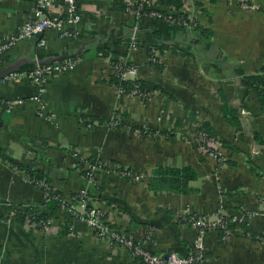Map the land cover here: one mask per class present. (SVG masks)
<instances>
[{
    "label": "crops",
    "instance_id": "0c3cea01",
    "mask_svg": "<svg viewBox=\"0 0 264 264\" xmlns=\"http://www.w3.org/2000/svg\"><path fill=\"white\" fill-rule=\"evenodd\" d=\"M165 1L159 9L178 8L199 27L144 16L131 47L127 0H78L79 37L51 29L45 45L35 36L1 56L0 75L66 55L81 59L73 70L48 77L44 107L33 98L38 88L30 80L0 77V97L23 100L0 112V263L143 264L60 210L47 230L10 214L13 205L44 203L27 169L82 212L75 194L86 183L87 158L107 164L97 171L88 206L144 248L188 254L198 229L185 211L215 220L224 205L243 220L226 232L207 231L205 264H264V96L257 86L264 78V0ZM37 6L38 0H0V35L14 31ZM155 45H167L159 48V65L148 62ZM116 57L138 66L129 78L156 88L145 96L121 90ZM200 125L216 135L225 162L197 143Z\"/></svg>",
    "mask_w": 264,
    "mask_h": 264
},
{
    "label": "built area",
    "instance_id": "2783aa9c",
    "mask_svg": "<svg viewBox=\"0 0 264 264\" xmlns=\"http://www.w3.org/2000/svg\"><path fill=\"white\" fill-rule=\"evenodd\" d=\"M244 3H247V1H244ZM57 7H61V15L54 14V10ZM125 11L132 21L129 33L131 47L135 46L139 41L140 22L144 16L162 19L171 24L180 25L188 29H193L197 26L196 19L188 17L184 12L176 16L166 15L159 9L157 0H127ZM81 20L82 14L79 9L78 0H38L37 8L28 16L25 22L14 31L0 35V61L1 56L12 50L21 40H29L35 36H40L39 44L41 46L45 45L47 42L45 34L51 29H58L63 37H79L81 34ZM161 57L160 50L152 47L151 54L148 56V62L157 65L161 62ZM80 59V56H74L53 63H38L30 70L12 72L6 78H27L34 83L38 88V93L33 98L44 107L42 93L48 77L53 73L73 70ZM114 67L117 75L123 79H131L129 77L137 75L139 70L136 64L131 63L127 59H120ZM134 92L141 96L146 95L139 88H135ZM22 101V99L0 97V112L10 111L17 103H21ZM112 121L114 125H118L120 118L115 116ZM88 126H91V124H88ZM195 139L207 155L214 157L219 163L225 162L226 158L218 149L220 146L218 138L197 130ZM106 166L107 164L102 161L98 164H93L87 158H82V170L86 171V174H84L86 183L75 196V199L84 207V210L80 213L76 211L75 204L72 201L52 190L51 186L44 180H34L30 176L28 179L42 189L44 202H48L51 199L56 200L60 203L61 211L64 214L73 216L78 221L85 222L99 238L124 246L135 259L143 264H205L207 257L204 237L207 231L221 228L226 232L232 222L243 220V217L228 214L224 205H221L219 209L220 215L215 220H211L208 215L195 214L187 209L185 211V220L198 229V235L192 245L191 251L188 254H182L176 251H170L167 254L152 252L144 248L141 244H138L130 234L120 231L107 223V219L104 217L101 209L88 206L91 190L99 185L97 171ZM110 170H112V167H110ZM124 170L127 174H131L136 181H141L142 177L140 174L128 171V169ZM36 212H39V210ZM10 214L14 216L15 213L12 211ZM26 222L30 225L41 226L44 230H47L53 224V220L48 219L42 220L39 225L35 221V216L31 215L27 216Z\"/></svg>",
    "mask_w": 264,
    "mask_h": 264
},
{
    "label": "trees",
    "instance_id": "16d2710c",
    "mask_svg": "<svg viewBox=\"0 0 264 264\" xmlns=\"http://www.w3.org/2000/svg\"><path fill=\"white\" fill-rule=\"evenodd\" d=\"M166 2L165 0H158V3H164ZM126 8V5L125 7ZM166 15H171V16H176V15H181L183 14L178 8L175 9V11L173 13L169 12V11H166V10H162ZM199 26L197 25L196 28H198ZM167 45H160V46H150L149 49H148V54L150 55L151 54V49L152 47H156L157 49H161L163 50ZM120 61L119 58H114L113 59V63L114 64H117L118 62ZM160 63H158L157 65H159ZM115 80H116V83L118 85V87L121 89V90H124V91H132L134 90L135 88H139L140 91L146 93V92H149L150 90L152 89H155L156 86H153L152 84L150 83H147V82H144L140 79H123L121 78L120 76H115ZM257 86L258 88L262 91V95L264 96V78H261L259 82H257ZM198 130L199 131H203V132H206L208 133L210 136H214L216 137V135L213 133V131L207 126V125H200L198 127ZM217 138V137H216ZM89 161H91V159H88ZM92 162V161H91ZM93 164H98L100 162H92ZM29 175H30V178L31 179H34V180H44L45 182L48 183L47 180H45L43 178L42 175L36 173L35 171L33 170H30V169H27ZM175 171V170H174ZM179 171V170H177ZM84 174H86V171H84ZM36 182V181H35ZM35 186H36V183H33ZM49 184V183H48ZM41 189V188H40ZM57 193L63 195L61 192L59 191H56ZM77 194H75L76 196ZM64 196V195H63ZM9 211H14V216H16V218L20 221H23V220H26L27 216L28 215H31V216H35V221L38 222V224L42 221V220H48V219H51L52 218V215L54 214V212L56 210H60L61 211V206H60V203L57 202L56 200H53L51 199L50 201L48 202H44L42 204V208H39V207H28L27 209L26 208H23L21 205H13V206H10L8 207ZM37 210H39V212H36ZM40 225V224H39ZM71 226L69 225H66V228L63 229V232H66L67 231V228H69Z\"/></svg>",
    "mask_w": 264,
    "mask_h": 264
},
{
    "label": "water",
    "instance_id": "95a60500",
    "mask_svg": "<svg viewBox=\"0 0 264 264\" xmlns=\"http://www.w3.org/2000/svg\"><path fill=\"white\" fill-rule=\"evenodd\" d=\"M74 56H76L75 54H73V55H66V56H63V57H61V58H57L56 59V61H58V60H62V59H66V58H70V57H74ZM54 61V60H53ZM52 61V62H53ZM42 64H46V63H42ZM7 74H9V73H7ZM7 74H5V75H0V77L2 78V77H4V76H7Z\"/></svg>",
    "mask_w": 264,
    "mask_h": 264
},
{
    "label": "rangeland",
    "instance_id": "374dc122",
    "mask_svg": "<svg viewBox=\"0 0 264 264\" xmlns=\"http://www.w3.org/2000/svg\"><path fill=\"white\" fill-rule=\"evenodd\" d=\"M6 263V262H5Z\"/></svg>",
    "mask_w": 264,
    "mask_h": 264
}]
</instances>
